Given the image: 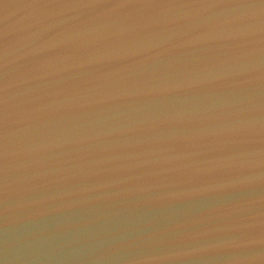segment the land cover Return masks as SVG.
Segmentation results:
<instances>
[{"label":"water","instance_id":"1","mask_svg":"<svg viewBox=\"0 0 264 264\" xmlns=\"http://www.w3.org/2000/svg\"><path fill=\"white\" fill-rule=\"evenodd\" d=\"M0 264H264V0H0Z\"/></svg>","mask_w":264,"mask_h":264}]
</instances>
